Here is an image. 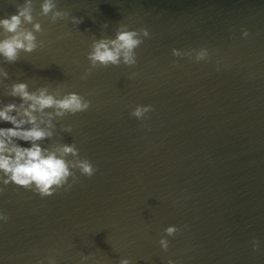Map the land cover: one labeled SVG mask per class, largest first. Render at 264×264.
I'll return each instance as SVG.
<instances>
[{"label": "water", "instance_id": "obj_1", "mask_svg": "<svg viewBox=\"0 0 264 264\" xmlns=\"http://www.w3.org/2000/svg\"><path fill=\"white\" fill-rule=\"evenodd\" d=\"M22 2L0 0V16ZM57 7L82 22H54L32 0L38 47L21 50L14 63L0 58L8 73L0 101L13 99L7 92L19 80L89 99L86 111L57 118L45 143L74 142L97 170L77 172L68 191L47 197L5 186L0 264H47V257L81 264L85 255L83 264L121 257L264 264V0H57ZM119 24L150 32L135 50L137 63L92 67V35L110 37ZM200 46L216 50L210 61L171 55L173 47ZM136 104L153 106L147 119L130 115ZM69 124L72 131H63ZM170 224L179 231L165 252L158 240Z\"/></svg>", "mask_w": 264, "mask_h": 264}, {"label": "clouds", "instance_id": "obj_2", "mask_svg": "<svg viewBox=\"0 0 264 264\" xmlns=\"http://www.w3.org/2000/svg\"><path fill=\"white\" fill-rule=\"evenodd\" d=\"M16 12L0 16V31L7 33L0 38V58L5 62L14 63L21 50L32 52L37 47L36 32L41 30L38 21L34 22L32 0L17 3ZM40 11L44 15L51 14L52 20L67 18L77 28L83 17L72 15L68 10L57 7V0H40ZM31 24V28L24 25ZM107 27V25H105ZM249 30L242 28L241 36L249 37ZM141 36H150L148 28L137 30L126 24H119L112 36H101L93 40L87 52V59L92 67L97 65L107 67L124 64L133 66L137 63L136 49L143 42ZM43 43V42H41ZM216 50L200 46L196 48L179 49L173 47V57H187L193 62H208ZM173 63H177L173 61ZM217 70L221 67L216 61ZM91 69H86L84 76ZM8 77L7 71L0 67V79ZM7 95L11 101H0V194L4 187L14 184L38 194L40 197L51 196L59 190L68 191L77 180V172L82 176L91 177L96 168L87 157L79 155V149L74 142H61L48 145L45 142L54 135L57 118L86 111L91 101L76 91L61 93L50 91L47 85L35 89L29 88L24 80L11 84ZM153 110L151 104H136L130 110V115L137 120L147 119V114ZM71 132L72 126L65 125L62 129ZM25 142V143H21ZM70 157L74 159H70ZM8 214L0 209V224L7 222ZM179 231L176 225L170 224L163 229L158 244L162 251H167L170 241L168 237ZM253 252L260 250L261 241L253 238ZM88 257L81 256V264ZM36 264H45V258L37 259ZM47 264H56L47 257ZM118 264H132L128 257H121ZM165 264H177L168 258Z\"/></svg>", "mask_w": 264, "mask_h": 264}]
</instances>
